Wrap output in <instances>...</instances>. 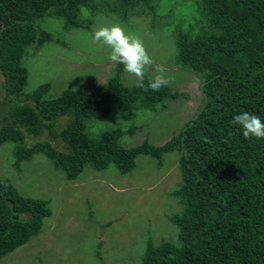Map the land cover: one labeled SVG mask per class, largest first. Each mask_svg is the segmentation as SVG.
<instances>
[{"label": "trees", "instance_id": "1", "mask_svg": "<svg viewBox=\"0 0 264 264\" xmlns=\"http://www.w3.org/2000/svg\"><path fill=\"white\" fill-rule=\"evenodd\" d=\"M192 1L202 16L177 33V63L199 77L197 112L162 146L144 140L124 147L119 128L91 136L87 121L110 114L130 120L136 107L156 109L179 94L168 86L145 92L127 85L124 66L118 64L105 83L90 91L66 89L46 98L51 89L47 82L23 98L29 74L22 61L29 47L40 48L53 39L51 32L36 27L44 16L81 27L84 8L92 15L100 9L129 15L137 7L150 13L156 0H0V72L6 96L32 99L5 117L0 144L14 143L17 169L42 152L69 179L87 163L98 169L114 164L127 173L141 153L161 159L164 152L177 150L182 185L172 194L182 210L170 220L178 228V243L154 245L149 240L141 264H264V139H245L232 124L242 111L264 119V0ZM66 114L70 122L58 132L57 120ZM44 131L62 138L70 150H59L50 141L25 145L26 134ZM51 213L49 200L24 196L11 180L0 177V258L38 234Z\"/></svg>", "mask_w": 264, "mask_h": 264}, {"label": "rangeland", "instance_id": "2", "mask_svg": "<svg viewBox=\"0 0 264 264\" xmlns=\"http://www.w3.org/2000/svg\"><path fill=\"white\" fill-rule=\"evenodd\" d=\"M154 12L143 13L137 7L133 14H117L100 9L90 13L83 9L84 26L66 27L63 18L44 16L36 27L49 31L53 39L42 47H29L23 58L29 78L23 98L40 85L50 82L46 98L60 95L66 89L90 91L103 84L118 63L109 60L110 48L93 40L94 30L119 24L130 34L139 36L156 65L166 68L172 78L170 87L178 99L158 104L156 109L138 106L131 119L116 114L87 121V131L97 136L106 130L120 129L119 143L124 147L148 140L162 146L176 136L197 112L202 98L199 77L177 63V33L185 31L202 16L192 0H156ZM140 11L139 13H135ZM92 19V20H91ZM92 21L88 25V21ZM149 69L148 76L157 75ZM127 85L136 78L123 70ZM32 103L6 96L4 76L0 72V127L17 104ZM70 122L69 114L57 120L60 132ZM50 141L57 149L70 150L62 138L47 131L34 136L26 134L25 145ZM159 159L141 153L135 167L122 173L110 164L98 169L87 163L75 179L42 152L15 167L14 143L0 144V177L8 178L27 197L49 200L51 215L43 219L41 230L24 245L0 258V264H141L149 240L178 243V228L170 216L182 210L172 194L182 185L179 167L181 153L167 151Z\"/></svg>", "mask_w": 264, "mask_h": 264}, {"label": "clouds", "instance_id": "3", "mask_svg": "<svg viewBox=\"0 0 264 264\" xmlns=\"http://www.w3.org/2000/svg\"><path fill=\"white\" fill-rule=\"evenodd\" d=\"M93 40L110 48L109 60L122 64L124 71L136 78V87L147 92H159L170 85L172 78L166 76V68L156 65L143 40L130 34L119 24L101 26L94 30ZM151 69L158 73L149 76L145 84L146 73ZM232 124L242 130L245 139H264V119L249 111H242L234 115ZM231 135V133H229Z\"/></svg>", "mask_w": 264, "mask_h": 264}]
</instances>
